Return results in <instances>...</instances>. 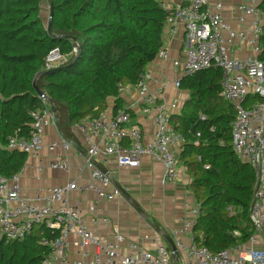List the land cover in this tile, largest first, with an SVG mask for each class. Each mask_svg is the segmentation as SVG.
<instances>
[{
  "label": "trees",
  "instance_id": "obj_1",
  "mask_svg": "<svg viewBox=\"0 0 264 264\" xmlns=\"http://www.w3.org/2000/svg\"><path fill=\"white\" fill-rule=\"evenodd\" d=\"M52 1L54 34L42 0H0V173L8 178L25 165L28 153L10 149L9 138L31 131V112L43 103L33 81L51 49L59 47L65 55L56 66L62 68L39 77L37 85L53 99L57 126L69 139L72 126L99 117L110 98L114 112L121 109V88L137 83L164 44L169 12L157 0ZM259 6L264 12V0ZM261 45L264 60V33ZM221 78L220 68L184 75L180 87L190 96L182 112L171 115L182 140L180 165L201 205L192 237L213 252L244 245L254 234L251 207L258 180L257 169L233 149L230 123L236 112L222 96ZM58 235L46 223L18 240L0 232V264H43L52 250L44 239Z\"/></svg>",
  "mask_w": 264,
  "mask_h": 264
},
{
  "label": "built area",
  "instance_id": "obj_2",
  "mask_svg": "<svg viewBox=\"0 0 264 264\" xmlns=\"http://www.w3.org/2000/svg\"><path fill=\"white\" fill-rule=\"evenodd\" d=\"M169 13L165 26L171 35L179 29L184 31V57L175 65H180L185 74L201 69L220 68L222 71V96L235 109V118L231 121L232 146L239 159L251 163L257 169V185L251 207L254 234L244 245H237L220 252H213L206 245L197 243L193 237L185 242L175 232L174 242L181 255V264H264V60L262 36L264 33V12L260 8L263 0H246L237 5V23L233 27L224 15L225 0H181L171 5V0H157ZM42 5L51 10L49 0H42ZM249 47L245 56L233 55V47ZM78 48L74 47V51ZM157 58L169 60V51L161 48ZM65 59L59 47L49 51L45 57L44 70L58 66ZM154 79L151 70L146 69L134 85L142 96L145 111H155L156 130L153 138L146 141L138 125L130 124V113L125 109L107 116L102 113L97 118L83 119L75 124L87 144L89 157L86 165L93 170L87 184L71 182L48 189L45 202H28L21 196L18 174L6 177L0 173V232L11 240L23 239L33 228L46 223L59 232L55 240L44 239V244L51 245L50 255L43 264H172L170 246L160 241V236H146L155 244L154 251H148L136 241H129V253L119 255L121 243L125 237L116 230L111 240L103 241L84 223L81 210L77 205H70L64 195L72 190L83 192L94 190L100 199H113L120 191L107 192L102 189L112 185L111 177L101 171L92 159L100 155L115 157L121 167L139 166L145 156L155 157L164 168L162 183L176 182L180 177L179 155L173 150L181 137L175 131L171 115L180 107L178 102L159 103V95L150 90L149 83ZM180 85V81L176 82ZM125 88L122 87L121 90ZM43 103L31 112L32 122L29 135L15 134L9 138V148L19 149L28 154H38L44 143V133L48 126L57 124V115L46 97L40 96ZM66 148L70 142L63 138ZM57 142L53 143L56 146ZM55 169H67V160L51 163ZM63 201L61 204L59 202ZM16 202V204H15ZM201 205L193 206L194 216L201 213ZM189 222L193 228L196 221ZM75 233L74 245L79 249L80 258L71 260L67 253L70 236ZM239 234L238 232H236ZM263 248H256L259 242ZM95 246L96 251L90 256L88 248Z\"/></svg>",
  "mask_w": 264,
  "mask_h": 264
},
{
  "label": "crops",
  "instance_id": "obj_3",
  "mask_svg": "<svg viewBox=\"0 0 264 264\" xmlns=\"http://www.w3.org/2000/svg\"><path fill=\"white\" fill-rule=\"evenodd\" d=\"M214 1L211 0V4ZM241 1L246 0H225L224 15L230 24L236 28L240 27L236 15L237 5ZM179 2L181 0H171V5L174 6ZM184 39L183 29H179L175 35H171L165 28L163 47L169 51L170 59L156 58L147 68L154 75L149 86L152 92L159 95V103L178 102L180 108L174 113L182 112L185 102L190 96L189 90L181 88L180 85L174 87V84L184 76L182 67L174 63L175 60L180 62L183 60ZM248 53L249 47L247 45L233 47V55L245 56ZM180 72H183V75ZM174 75L173 81L170 80ZM120 96L122 98L121 109L130 113V124L138 125L142 129L146 141H150L156 130L155 111H145L146 104L134 86L125 87L124 90L120 91ZM115 103V99L110 98L108 107L103 113L107 116L115 114ZM71 131L72 136L69 139L76 142L78 147L70 143V147L66 148L63 144V135L55 124L46 128L41 151L38 154H28L23 169L18 173L20 194L28 202L43 204L48 189L66 185L73 181L79 184H87L91 180L93 170L86 165L88 157L83 153V151H87V144L75 129V125L72 126ZM54 142H57L56 146H53ZM180 146L181 142H177L173 147L177 155L180 153ZM61 159L67 160V169L51 167V163ZM96 160L108 169L119 184L135 197L148 217L166 229L173 239L175 232H179L178 237L185 242L192 239V227H189L188 224L196 219L193 206L197 201L189 188L190 176L182 165L179 179L173 183L163 184L164 168L155 157H143L140 165L136 167H121L115 157L104 155L98 156ZM99 186L107 192L114 191L116 188L113 182L111 186L106 188L101 184ZM63 199H67L68 204L77 205L80 208L85 225L101 240H111L116 230H119L125 237L118 251L119 255L129 253V241H136L143 249L154 251L155 244L146 236L151 237L158 233L121 193L113 199H100L94 190L83 192L72 190L68 196L64 195ZM62 202L61 200L59 204ZM159 236L161 242L168 244L163 236ZM77 238V235L73 233L68 240L67 253L71 260L80 258L79 249L74 245ZM261 240L260 236L259 242L255 245L256 248H263ZM88 251L90 256H93L96 251L95 246L89 247ZM182 258L180 255L178 264H181ZM116 264L121 263L118 261Z\"/></svg>",
  "mask_w": 264,
  "mask_h": 264
},
{
  "label": "water",
  "instance_id": "obj_4",
  "mask_svg": "<svg viewBox=\"0 0 264 264\" xmlns=\"http://www.w3.org/2000/svg\"><path fill=\"white\" fill-rule=\"evenodd\" d=\"M52 18H53V1L51 0V10H50V16H49V21H48V29L50 34H54L53 33V22H52ZM81 47V45H80ZM80 53H78L79 55ZM77 55V56H78ZM62 67H56L50 70H44L41 73L37 74L34 81H33V86L35 88V90L37 91L39 96H43L46 97L49 102L51 103L52 106V110L54 113H57L56 107L54 105L53 99L49 96H47L46 92L42 89H40L37 85V79L39 77L42 76H46L49 74H52L58 70H60ZM68 142L72 143L74 146L78 147L76 142L67 139ZM80 150V149H79ZM83 153L89 157V154L87 153V151H83ZM92 161L96 164V166L103 172H105L106 174H108L111 177L112 182L115 184L116 188L120 191V193L132 204V206L140 213V215L149 223V225L155 230V232H157L159 235L163 236L171 250H172V264H178V260H179V251L175 245L174 239L172 238V236L170 235V233L164 229L163 227H161L158 223L154 222L153 220H151L146 211L140 206L139 202L135 199L134 196H132L131 193H129V191L127 189H125L121 184H119V182L115 179V177L111 174V172L106 169L105 167H103L100 163H98V161L96 159H92Z\"/></svg>",
  "mask_w": 264,
  "mask_h": 264
},
{
  "label": "rangeland",
  "instance_id": "obj_5",
  "mask_svg": "<svg viewBox=\"0 0 264 264\" xmlns=\"http://www.w3.org/2000/svg\"><path fill=\"white\" fill-rule=\"evenodd\" d=\"M49 16H50V10L48 8H46L45 12H44V19H45L46 23H48V21H49ZM181 74L183 75V72ZM184 75H186V74L184 73ZM174 78H175V75L170 80L173 81ZM174 87H178V86L176 84H174ZM169 89H171V88H169ZM177 91H178V89H177Z\"/></svg>",
  "mask_w": 264,
  "mask_h": 264
}]
</instances>
